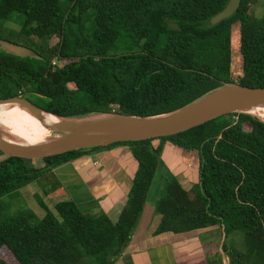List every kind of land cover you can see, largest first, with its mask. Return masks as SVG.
<instances>
[{
    "label": "trees",
    "instance_id": "trees-1",
    "mask_svg": "<svg viewBox=\"0 0 264 264\" xmlns=\"http://www.w3.org/2000/svg\"><path fill=\"white\" fill-rule=\"evenodd\" d=\"M228 1L0 0V21L19 25L15 41L0 43L37 54L20 58L0 49V100L31 99L69 119L146 118L224 85L264 88V10L254 16V0H240L236 12L212 25ZM165 144L198 154L197 182L188 191L176 179L165 185L154 234L216 227L225 239L238 231L243 251L221 243L228 264H264V123L242 113L168 137L34 161L4 159L0 152V198L99 149L126 146L137 165L115 221L103 212L84 214L73 201L50 210L39 198L42 218L21 213L0 221V264H115L139 222ZM221 254L184 264H224Z\"/></svg>",
    "mask_w": 264,
    "mask_h": 264
},
{
    "label": "crops",
    "instance_id": "crops-1",
    "mask_svg": "<svg viewBox=\"0 0 264 264\" xmlns=\"http://www.w3.org/2000/svg\"><path fill=\"white\" fill-rule=\"evenodd\" d=\"M187 162L191 168L185 165ZM136 169L128 147L99 149L53 169L45 177L47 180L52 178L53 182L45 187L44 181L43 184L35 182L17 194L20 199L28 201L31 197L35 201L39 197L37 188L42 189L41 193L48 197L50 210L58 202L73 201L84 214L103 212L115 221L126 202ZM197 169L196 152L179 150L170 144L163 146L139 222L115 264H184L192 258L207 255L199 249L213 246L214 234L220 235L216 227L179 235L154 234L161 220L155 207L165 185L176 179L188 191L190 185L197 182ZM206 233L210 236L208 239H205Z\"/></svg>",
    "mask_w": 264,
    "mask_h": 264
},
{
    "label": "water",
    "instance_id": "water-1",
    "mask_svg": "<svg viewBox=\"0 0 264 264\" xmlns=\"http://www.w3.org/2000/svg\"><path fill=\"white\" fill-rule=\"evenodd\" d=\"M239 3L240 0H229L225 8L211 18L210 23L216 25L229 18L237 11ZM0 49L20 58L37 56L31 49L13 43L1 42ZM0 104H15L31 115L44 113L60 120V123L54 129L49 128V131L63 135L38 145L14 144L0 135V152L4 159L15 157L34 161L72 151L107 147L115 143L168 137L229 114L242 113L255 117L247 112L264 107V88L224 85L179 110L146 118L117 113L79 119L61 118L43 111L23 97L3 99ZM101 116L105 118L90 120Z\"/></svg>",
    "mask_w": 264,
    "mask_h": 264
},
{
    "label": "rangeland",
    "instance_id": "rangeland-1",
    "mask_svg": "<svg viewBox=\"0 0 264 264\" xmlns=\"http://www.w3.org/2000/svg\"><path fill=\"white\" fill-rule=\"evenodd\" d=\"M263 10H264V0H254V3L252 5L250 12L254 16H258V15H260V13ZM257 18H259V17H257ZM18 30H19V25L13 23L12 21H9V22L0 21V39L9 40V41L13 42L16 40L14 38V35L17 33ZM238 67H239V65H237V64L233 65L232 75H236L238 73V70H239ZM32 100L35 101L34 98ZM62 135H63L62 133L50 132L48 135V138L46 140L49 141V140L61 137ZM185 165L188 168L192 167V165L188 162ZM43 181H44V184H43ZM37 182H39V183L41 182L45 187L46 184L52 183L53 179L51 178V179L47 180V178H42V179L38 180ZM193 185L194 184L190 185L191 188ZM37 191H38V196H39L37 198L41 199L44 203L47 204L48 208L51 209V206H50L49 201H48V197L41 193L42 189L37 188ZM18 196L19 195L16 192L12 195H8V196H4V197L0 198V221H3V220H6L10 217H14L16 215H19V214H21V212L22 213L24 212L23 214H27V215L32 214L36 218H40V217L42 218L43 217L44 213L39 207H37L38 203L36 200L34 201L31 197H28L29 200L27 201V199H25V198L20 199ZM36 204H37V206H36ZM218 231L219 230L216 229V232H218ZM204 236H205V239H208L210 237V236H207V233L204 234ZM214 236H213V240L215 238V243L213 244V246H207L206 249H205V247H203V248L200 247L202 249H199V251L205 252L209 257H213L216 254H221L220 253V247H221V243L223 240H224L227 248L234 249L236 251H243V241H242L243 235H242V233L235 231L231 234H228L225 239H222L220 237V235H217V234H214ZM221 256L223 258V263L228 264V259L223 254H221Z\"/></svg>",
    "mask_w": 264,
    "mask_h": 264
},
{
    "label": "bare ground",
    "instance_id": "bare-ground-1",
    "mask_svg": "<svg viewBox=\"0 0 264 264\" xmlns=\"http://www.w3.org/2000/svg\"><path fill=\"white\" fill-rule=\"evenodd\" d=\"M247 113L264 121V107ZM105 116L93 117L91 121L104 119ZM60 120L48 114L31 115L15 104H0V135L14 144L38 145L49 135V128L54 129Z\"/></svg>",
    "mask_w": 264,
    "mask_h": 264
}]
</instances>
